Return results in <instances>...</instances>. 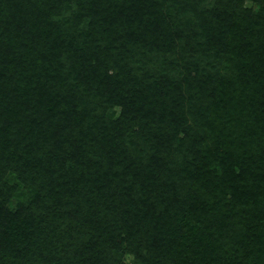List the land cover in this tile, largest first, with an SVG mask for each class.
I'll return each instance as SVG.
<instances>
[{
  "label": "trees",
  "instance_id": "obj_1",
  "mask_svg": "<svg viewBox=\"0 0 264 264\" xmlns=\"http://www.w3.org/2000/svg\"><path fill=\"white\" fill-rule=\"evenodd\" d=\"M222 1L209 22L221 39L201 31L214 50L195 51L199 44H192L195 55L214 51L215 58L195 64L192 75L224 105L241 100L236 83L242 93L264 85V56L250 50L263 43L255 35L263 41L264 0H252L257 10L242 8L243 0ZM168 2L174 15L142 0H0L7 36L0 38V174L17 171L28 193L10 208L9 186L0 192V264L24 258L25 264H264V242L259 249L251 240V219L263 218L250 210L264 203V171L254 160L263 144L254 129L241 126L243 120L236 125L233 116L220 121L206 104L188 101L194 94L200 102L199 84L172 86L161 75L145 93L125 91L112 120L92 115V104L80 106L83 96L74 95L79 87V94H95L96 86L117 91L124 82L119 49H138L140 31L164 46L184 35L186 17L198 14L203 24L212 15L194 12L188 0ZM252 17L256 30L249 29ZM248 104L251 121L262 116L264 101ZM84 116L91 119L87 127ZM135 135L142 145L132 142ZM217 191L225 197L209 204L205 194ZM173 217L188 240L156 236ZM226 228L234 245L220 256Z\"/></svg>",
  "mask_w": 264,
  "mask_h": 264
},
{
  "label": "rangeland",
  "instance_id": "obj_2",
  "mask_svg": "<svg viewBox=\"0 0 264 264\" xmlns=\"http://www.w3.org/2000/svg\"><path fill=\"white\" fill-rule=\"evenodd\" d=\"M145 1H147V4L150 5V9H152V10L154 8L157 9L159 6V3H160L161 4L160 9L164 10V11H167L166 5H168L170 3V2H168L169 0H160V1H158V0H142V2H145ZM219 3H223V1L222 0H217V1L216 0H188V4L190 5L191 9L194 12H196V13L204 12L207 15H209V13L211 12L212 15H211V17L203 20L202 21L203 24H201V21H199L200 19L199 20L196 19L198 14L197 15L194 14L193 18H191L189 16L186 17V18H189L190 20H187V19L185 20V23L183 26V30H185V31H183L184 35H182L180 38L175 37L173 43H172V41L170 42V39H169V41H168L169 43L164 44V46L152 44L150 41L147 40V36H146L145 32L140 31V33H138L140 42L138 41V43L136 44L138 49H134V48L130 49L129 48L127 50L126 48H122V49L120 48L119 49L120 50L119 55L121 56V60L118 61V64H117L118 67L117 68L121 69V72L123 73L122 80L124 82H123V84H121L120 88L117 89V91L111 92V90L108 91L107 89L105 91H103L102 87L98 88V86H96L95 91H97V93H95V94L91 95L90 94L91 91L89 92V94H87V90H85L82 94H79V92L82 91L84 88V87H79V89H77V93H75L74 95H76V96L82 95L83 96L81 104H80V99H79L80 106H82V104L86 105V101L92 104V106L90 107L94 112V113H92V115L96 114L95 116L101 120H112V119L120 116V114L122 112V109H123L122 99L125 98V96L129 95V94H126L125 91L126 92L129 91L130 94H133V92H135L137 90L145 93V91H146V89H148V87L150 89L152 88V81L159 75H161V77H164L165 79H167L172 86L182 85V86H185L188 88L189 86L192 87V86H197L199 84L200 87L202 86L203 91H204L202 93V95L199 96L200 102H199L198 96L196 97L194 94L191 95V97L189 98L188 101L191 100V103H193V104H200L201 105V103H202V106H203V104H206V106L209 108L207 112H209L210 115H212V116L214 114H217L218 118H219L218 120H220V121L226 122V118L233 116V118L235 119L234 121L236 122V125L238 124V120H243V122L239 123L241 126L247 125L250 129L251 128L254 129L253 135L256 136V134H257L258 139H260L261 143L263 144V146L261 148H258L256 154H255V151H253V153L255 154L254 160L256 163V167H258L264 171V129L261 128L264 125V123H263L264 122V112L262 113V116H261V114L252 115L253 117L255 116V120H254L255 122L251 121L250 115L253 112L251 114H249L250 107L248 104V101L251 102L252 99H255L257 103L264 101V85H263V83L261 81H258L257 86L259 87V90L247 86L248 88H246L244 93H242V91H241V88H240L241 85L239 83H236L234 85V89L236 90L235 95H237L236 98H241V100L238 102H235V103L228 102L227 104L223 105L222 101H221V99H219L218 95H217L216 99L214 97H212L213 95H211V98H208L207 97L208 93H206L207 92V87H206L207 85L203 84V82L202 83L199 82V78L197 77V75H192L193 72L195 71V67H196L195 64L204 65L205 61L210 57L209 54H213V57L215 58L214 51H210L209 53H205V55L202 54L201 56L195 55L193 53V51L194 50L195 51H202L203 50L206 52V50H210L212 47L216 46L212 43H205L204 42L205 36L204 35L201 36V34L202 33L206 34V33L212 32L216 39L219 37L218 28L212 29L215 26H213L212 24H209V22H215L214 17H216L218 12L220 11V9H219L220 5L217 6V4H219ZM241 6H242V8H245V7L250 8L251 7L252 10H257L258 4L253 2L252 0H243ZM70 10H71L70 8L67 10V12H66L67 15H69ZM174 11H175L174 8H172L169 11H167L166 13H169L170 15L171 14L174 15ZM232 20H233V17L229 19V22H231ZM249 22L250 23H248V24H249L250 30H252V29L256 30L257 28H259V26H258L259 21H256L253 18ZM147 23H149V22H145L144 24H147ZM5 31H6L5 29L0 28V38L7 37L4 33ZM201 31H202V33H201ZM262 31H263V29H262ZM261 33H263V32H261ZM255 38L258 39V35H255ZM261 38L263 39V41H261V40L257 41V39H255L256 42H258V43L263 42L259 46V48H255V47H257V45H255L250 50L264 56V34L261 36ZM12 39L13 38L10 37V40H12ZM109 39H111V37H109ZM218 39H221V38H218ZM110 41H112V43L114 42L113 37ZM194 41H196V43L198 42L197 46H198V44H199V46L193 47L194 48V50H193L192 44ZM171 44L174 45L173 50H170L173 52V54H171L172 52L163 53V51H164L163 47L168 49ZM215 52L220 54L218 51H215ZM192 54H194L195 57H193ZM164 59H166L165 62H163ZM176 64H178L179 66L176 67ZM15 70H16V68H15ZM192 77H194V78H192ZM201 80H202V78H200V81ZM209 84H213V83L209 82ZM16 85L17 84H15V86ZM95 91H93V92H95ZM140 96L141 95H139V97ZM187 96H188V94H187ZM187 103L189 104V102H187ZM221 104L223 105V107L221 106ZM158 105H160V104H158ZM160 106L165 107V106H171V105L170 104H163ZM228 106H230V107L232 106L234 108L233 111L228 112L229 116L223 112V110ZM186 108H188V106ZM88 111H89V109H88ZM258 115L260 116L261 119L257 121L256 116H258ZM87 118L89 119V121L91 120L89 117L83 118L86 121V123L83 124L84 127L85 126L87 127V123H88ZM92 120H93V118H92ZM166 120H167V118H166ZM144 121H145V119L143 120V122ZM106 122H109V121H106ZM231 126H235V125H233V124L228 125L227 128L228 129L232 128L233 130H236L235 128H233ZM145 127H146V125H145ZM60 128H61L62 132H65L64 127H60ZM133 128L136 130L137 127L134 126ZM129 131L130 130H128V132ZM179 135L181 136L182 132H180ZM128 138L129 137L127 136V139ZM194 138L195 137L193 136L192 140H194ZM132 139H133L132 142L142 145L143 141H141L139 136L135 135V137H133ZM255 144H256V142H255ZM141 145H139V146H141ZM125 146H128L127 149H129V145L126 142V140H125ZM40 154H38V157L40 156ZM171 156H172V162L174 165L175 164L174 163V157H178V152H175V153L173 152ZM38 157H36L35 155H32L30 159L32 161L36 162ZM10 170H12V169H10ZM11 172H12V174H11ZM0 175H1V177H0V192H4L3 189H5V188H7V186H9L11 193L8 194L10 201L7 202V206L10 208H13L18 200L24 201V199L27 198L28 193L25 189H22L23 181L18 180L17 171L16 172L15 171H7L6 174H0ZM35 175H36V173H35ZM9 176L13 178V183H6L7 179L10 178ZM73 177L74 176L68 177L69 181H71ZM3 182L5 183V185L3 184ZM13 184H17L19 187L18 188H15V187L12 188ZM263 186H264V184H263ZM15 197H17V198L15 199ZM212 197L216 198V199H222L223 197H225V195L221 194L217 191V192H215V194H210V196L208 194H205L204 199L207 198V202L210 204V203H212V199H211ZM259 201H260V199H259ZM260 205H261V203H260ZM258 207H256L255 210H250V213H254L257 215V213L260 212L261 217L263 219L260 220L261 223H258L259 221L257 222V217H255L254 219H251L250 223H251V225H253V227H251L252 228L251 229V231H252L251 240H253V243L256 246V248L260 249L261 242H264V203H263V205H261L260 208H258ZM179 219L180 218H178V217H173V219L171 220V223L168 226H166L165 229L162 232L158 233L156 236H158V235L176 236L179 238L186 237L188 240V237L186 236V234H183L184 231L186 230V228H184V230H181L182 227H180L178 225ZM204 227H205V223H204ZM229 228H231V227H229ZM241 228L242 227H240L236 230V228L234 227L231 229H233V231L236 234H238V230H242ZM225 230H226L225 236H228V238L226 241L224 238L222 239L225 241V245H224L223 250L221 248L222 251L218 250L220 256H224V252L226 250H229V248L234 245V240L231 239L232 233L230 232V230L228 228H226ZM256 231H257V233H256ZM176 232H178V233H176ZM198 232L202 233L203 228L199 229ZM216 234L217 233H215L213 236H216ZM229 234H231V236H229ZM158 237H160V236H158ZM178 240H179V242H181L180 239H178ZM14 242L16 243V239H14ZM34 250H35V247L33 246L31 251L34 252ZM124 258L129 260L132 258V255L129 253H126L124 255ZM22 261H23V264H25L26 259L24 258ZM31 261H33L32 257H28V262H31Z\"/></svg>",
  "mask_w": 264,
  "mask_h": 264
}]
</instances>
